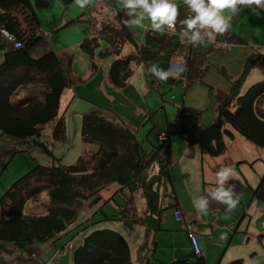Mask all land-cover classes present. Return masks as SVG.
<instances>
[{"label": "trees", "instance_id": "16d2710c", "mask_svg": "<svg viewBox=\"0 0 264 264\" xmlns=\"http://www.w3.org/2000/svg\"><path fill=\"white\" fill-rule=\"evenodd\" d=\"M261 14L264 17V12ZM81 21L90 27V34L80 41L78 49L90 61L92 71L101 60L112 58L107 69V81L112 87L123 88L136 64H149L167 56L152 33H146L142 42L136 41L124 20L102 16L101 7H93L86 16L80 14L71 23ZM2 27L14 34L20 47L6 49L0 62V134L25 140L44 152L50 162H36L0 195V256L8 243L39 244L62 233L73 237L111 218L103 207L85 220L81 217L88 200L111 184H117L115 193L125 198L143 191L148 213L135 222L144 224L147 230L156 229L160 210L156 211L154 203L159 186L170 183L168 144L163 150L155 146L146 151L125 121L109 116L105 107L93 105L81 113L80 135L82 142L94 148L82 152L74 163L63 164L42 133L49 124L54 142L66 138L64 115L59 114L61 95L83 82L74 71V53L50 50L37 58L30 55V49L42 38L31 0H0ZM1 42L0 35V48ZM125 44L133 46L128 54H122ZM257 62L264 63V54L252 52L246 57L240 74L217 103L211 123L202 126L197 114L179 112L167 123L168 138L182 135L201 153L217 156L226 149L225 138L234 137L233 129L264 147V80L241 92ZM154 166L156 173L152 172ZM126 214L132 216L128 209ZM73 264H130L128 243L114 229L94 228L74 248ZM226 264L244 263L235 259Z\"/></svg>", "mask_w": 264, "mask_h": 264}, {"label": "crops", "instance_id": "0c3cea01", "mask_svg": "<svg viewBox=\"0 0 264 264\" xmlns=\"http://www.w3.org/2000/svg\"><path fill=\"white\" fill-rule=\"evenodd\" d=\"M173 2L180 7V18H186L189 10L183 0ZM31 4L39 20L45 50L73 52L74 71L83 79L82 83L65 89L61 99L66 94L70 99L69 105L77 98L83 100L88 108L80 114L93 105L105 107L109 116L120 118L130 126L146 151L155 147V133L165 130L167 123L172 122L179 112L197 114L202 126L211 123L215 119L217 103L229 91L231 81L240 74L246 57L252 52L264 54V17L261 14L264 10L254 6L242 8L235 15L225 10L224 15L232 17L231 28L226 35H217L216 45L209 47L182 44L176 36L133 26L129 28L136 41L142 42L146 33H152L167 56L149 64H136L127 84L123 88H115L107 81V69L112 58L101 60L97 69L92 71L90 61L78 49L80 41L90 34V27L83 21H71L80 14L86 16L93 7H101L102 16L110 19H127L120 0H91L84 8L79 7L75 0H31ZM145 24L150 26V21H145ZM1 43L5 49L12 47L4 38ZM221 44H226L227 49L224 50ZM132 50L131 44H125L122 54ZM152 63H158L165 70L170 67L175 70L180 66H185L186 70L179 78L162 82L147 71ZM262 65V62L255 63L251 71L260 74L264 68ZM242 88L243 84L241 92ZM232 132L234 134V130ZM2 138L5 137L0 134ZM233 138L236 139V135ZM226 139L229 138H225V144ZM21 142L31 147L25 140ZM17 147L15 139L5 148L0 145V190L10 186L14 173L31 165L30 160L18 157L21 153H16ZM167 150L171 159L170 183L166 187L159 186V197L154 203L156 211L160 210L156 229L147 230L144 224L135 222L148 213L144 192L137 190L125 198L115 193L118 185L111 184L88 200L81 216L85 220L103 207L111 218L73 237L62 233L39 244L16 246L8 243L0 256V264H73L74 248L94 228L118 231L128 243L130 264H180L183 261L226 264L235 259H242L244 264H257L252 261L256 252L247 215L252 206L264 207V174L260 181L256 180L261 171L264 173V167L252 160L255 157L264 159V152L230 153L227 143L222 154L210 156L201 153L196 145H188L182 135L169 137ZM6 157L10 158L3 163ZM12 163L16 171L9 172ZM224 166H230L233 173L238 170L228 182L242 195L238 206L232 213H227L224 205L213 202L207 215L199 214L193 207L192 197L206 196L209 190L214 189L215 173ZM257 166L259 172H256ZM156 171L157 166H154L152 172ZM129 207L132 208V216L126 214ZM173 207H179L184 221L192 223L201 249L198 257L193 256L182 223L175 221ZM95 219L101 220L98 216Z\"/></svg>", "mask_w": 264, "mask_h": 264}, {"label": "clouds", "instance_id": "9594fccd", "mask_svg": "<svg viewBox=\"0 0 264 264\" xmlns=\"http://www.w3.org/2000/svg\"><path fill=\"white\" fill-rule=\"evenodd\" d=\"M91 0H75L81 7H86ZM125 11V26L151 30L162 35H177L182 44L194 47L216 45L217 35H226L231 28V15L225 16V10L232 15L242 8L256 7L264 10V0H183L189 10L186 18L180 19V7L173 0H120ZM150 21V26L145 24ZM177 25L180 26L177 32ZM186 70L185 66L177 69L161 68L158 63L149 65L147 71L157 80L166 82L169 78H179ZM233 169L224 166L215 173L216 187L207 195L193 196V207L199 214L207 215L213 202L225 206L227 213H232L238 206L242 195L228 185L233 177ZM228 185V186H226Z\"/></svg>", "mask_w": 264, "mask_h": 264}, {"label": "rangeland", "instance_id": "374dc122", "mask_svg": "<svg viewBox=\"0 0 264 264\" xmlns=\"http://www.w3.org/2000/svg\"><path fill=\"white\" fill-rule=\"evenodd\" d=\"M41 34V32H40ZM42 35V34H41ZM44 38L42 37L40 42L32 47L29 51L30 55L34 58H37L46 52L50 51V49L45 50L44 45ZM7 44H4L6 46ZM5 47L0 48V62L3 59V52L5 51ZM261 67H264L262 65ZM264 80V68H261L260 74H257L255 70L251 71V73L246 78L245 82L243 83L242 92H244L252 83L257 81ZM66 91V90H65ZM64 91V92H65ZM70 99L66 94L62 96L61 99V109L59 111L60 115H64L65 126H66V138L64 141L61 142H54L51 138V128L48 125L45 126L43 130V137L46 141H48L54 155L56 157H60L61 162L63 164H72L75 162L76 158L85 150H92L94 148L93 144L84 143L81 140L80 135V112L86 110L88 107L83 100L79 98L75 99L74 102L69 105ZM233 130V129H232ZM5 138L0 139V145L5 148L9 146V143L12 139H15V143L18 144L16 153H21L18 157H23L25 161L30 160L31 165L21 171H18L13 174V163L9 166V172L13 171V176L10 178L12 181L11 183L18 178L20 175L27 172L32 166L38 162L41 164H47L50 162L49 157L42 152L39 148L36 147H27V145L23 144L21 140L13 138L9 135L2 134ZM234 135H236V139H226V146L228 143V151L231 153H243V152H264V147H260L255 145L254 143L248 141L243 136H241L238 132L234 130ZM9 139V140H6ZM14 144V143H13ZM12 146V145H11ZM11 156V154H10ZM10 157H6L3 159V163L7 162ZM253 163H258L261 167H264V159H258L255 157ZM256 160V161H255ZM252 163V164H253ZM12 169V170H11ZM259 166L256 167V172H259ZM238 173V170L236 172ZM16 174V175H15ZM261 175L256 178L257 181H260ZM5 175H8L7 172ZM1 177V176H0ZM10 177V176H9ZM2 180H0L1 182ZM3 189L0 190V195L7 189V187H1ZM5 188V189H4ZM132 209V208H131ZM250 218V237L252 242L255 246L256 254L253 257L252 261H255L257 264H264V207L252 206L249 210L247 218Z\"/></svg>", "mask_w": 264, "mask_h": 264}, {"label": "built area", "instance_id": "2783aa9c", "mask_svg": "<svg viewBox=\"0 0 264 264\" xmlns=\"http://www.w3.org/2000/svg\"><path fill=\"white\" fill-rule=\"evenodd\" d=\"M179 30H180V26L177 25V32H179ZM0 35H1L2 39L4 38L7 41H9L11 43L12 47H14V48L20 47V42L15 38L14 34L9 32L5 28H3V27L0 28ZM171 36L178 37L177 35H171ZM220 46H222V48L224 50L227 49L226 44H221ZM168 141H169V138H168L166 130H160V131L155 133V146H158L160 150H163L166 147V145L168 144ZM129 211L133 215V212H132L130 207H129ZM172 215H173L175 221L182 223L183 229L185 230V232L188 236V239L190 242V247H191L193 254L199 255L201 252L200 244L198 241L197 233L194 230L192 223H190L188 221H184L182 212H181L179 207L173 208Z\"/></svg>", "mask_w": 264, "mask_h": 264}, {"label": "bare ground", "instance_id": "6f19581e", "mask_svg": "<svg viewBox=\"0 0 264 264\" xmlns=\"http://www.w3.org/2000/svg\"><path fill=\"white\" fill-rule=\"evenodd\" d=\"M194 71V70H193ZM173 103V102H172ZM153 227V226H152ZM146 232V231H145ZM140 246V245H139ZM141 256V255H140ZM194 256V255H193Z\"/></svg>", "mask_w": 264, "mask_h": 264}]
</instances>
